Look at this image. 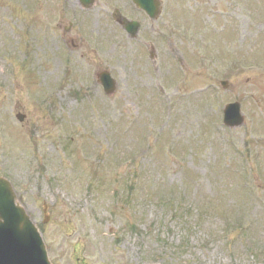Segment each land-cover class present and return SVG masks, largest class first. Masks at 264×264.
Returning a JSON list of instances; mask_svg holds the SVG:
<instances>
[{
  "label": "rangeland",
  "instance_id": "1",
  "mask_svg": "<svg viewBox=\"0 0 264 264\" xmlns=\"http://www.w3.org/2000/svg\"><path fill=\"white\" fill-rule=\"evenodd\" d=\"M161 1L155 21L135 13L143 27L129 38L104 2L87 10L77 0H45L30 18L28 0H0V176L12 183L52 264H264V183L256 178L264 180V73L241 70L264 68V29L256 26L264 19V0ZM65 14L73 19L69 30ZM171 18L180 32L173 29L165 42ZM79 29L102 46L99 53L82 48ZM185 33L196 38L197 54H189L190 64L179 72L176 49L186 55L192 47L179 45ZM111 40L120 43L117 50L109 49ZM204 47L217 59L213 79L200 58ZM27 53L31 68L11 60ZM100 70L117 82L110 98L92 79ZM63 71L75 81L51 97ZM228 71L235 73L226 76ZM31 77L40 85L29 86ZM179 77L186 78L175 88ZM217 78L229 82L226 89ZM38 90L50 113L43 105L35 108ZM73 90L85 99L72 97ZM228 101L241 104L245 122L238 128L218 123ZM18 111L26 115L22 123L15 119ZM69 135L74 138L66 144ZM70 145L74 151L65 148ZM247 155L238 168L255 172L244 190L233 166ZM94 156L107 187L95 184L87 193L93 168L85 165L86 174L81 169ZM129 156L134 163L123 168ZM171 188L184 196L178 209L185 221L147 197ZM232 222L249 230L228 235Z\"/></svg>",
  "mask_w": 264,
  "mask_h": 264
},
{
  "label": "water",
  "instance_id": "2",
  "mask_svg": "<svg viewBox=\"0 0 264 264\" xmlns=\"http://www.w3.org/2000/svg\"><path fill=\"white\" fill-rule=\"evenodd\" d=\"M151 16L157 7L155 0H134ZM109 84L111 81L108 79ZM237 107L236 111H237ZM228 111L234 107H228ZM241 117L228 125L241 123ZM9 185L0 180V264H48L41 240L24 211L17 205Z\"/></svg>",
  "mask_w": 264,
  "mask_h": 264
}]
</instances>
